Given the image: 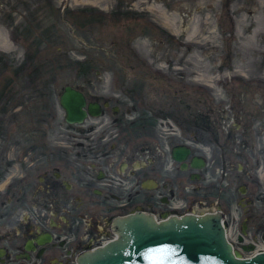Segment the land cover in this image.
<instances>
[{"label":"rangeland","instance_id":"obj_1","mask_svg":"<svg viewBox=\"0 0 264 264\" xmlns=\"http://www.w3.org/2000/svg\"><path fill=\"white\" fill-rule=\"evenodd\" d=\"M111 1L110 9L104 10L60 0H0V197L5 198L10 186L23 191L12 221L32 220L31 208L42 202L30 199L33 185L19 184L26 171L58 168L68 175L73 169L89 176L83 165L97 163L98 154L88 150L95 144L109 162L145 165L142 179L152 177L159 185L153 194L169 198V181L173 184L178 175L169 148L185 144L192 155L204 150L210 163L231 164L232 177H237L233 196L241 197L235 190L240 185L252 191L250 212L238 207L230 216L229 240L243 258L261 251L264 0ZM136 2L162 13L135 9ZM199 19L208 25L195 39ZM252 43L263 53H246L244 47ZM65 86L119 111L106 109L99 118L69 126L58 104ZM171 187L174 190L175 182ZM179 192L173 201L182 206L191 192ZM137 200L134 205L143 210L145 192L141 202ZM122 202L108 197L102 212L74 218V237L79 241L92 224L87 232L91 238L79 243L77 252L113 238L110 220ZM153 203L157 209L159 202ZM130 207L131 203L124 213L134 208ZM209 209L199 204L188 208L195 214ZM45 219L59 221L50 212ZM242 224L246 234L238 243Z\"/></svg>","mask_w":264,"mask_h":264},{"label":"flooded vegetation","instance_id":"obj_2","mask_svg":"<svg viewBox=\"0 0 264 264\" xmlns=\"http://www.w3.org/2000/svg\"><path fill=\"white\" fill-rule=\"evenodd\" d=\"M87 102L98 103L102 107V113L106 109H109L112 113L119 111L118 108L110 107L109 102L89 100ZM105 103L108 104L107 107H104ZM204 130L212 136L209 127L205 126ZM225 134L226 137H229L228 131ZM92 143L95 144L96 140ZM95 145L88 148V150L91 154H98L96 155V158H99L97 163L83 165L90 170L89 176H81L80 173L77 175V171L73 169H69V174L65 175L58 168L43 170L42 167H40L42 169L40 173L26 171L22 175L19 183L21 186L33 185L30 199L34 198L33 200H35L38 198L39 201L42 200L38 208L35 210L31 208L33 212H31V216L30 214L28 216L32 217V220L22 217L15 223L12 221L17 210L21 208L19 202L22 200L17 198L23 191L16 186H10L6 189L5 198L1 199L0 197V264H67L69 261H71V264H77V258L80 254L93 249L84 247L80 251H76L79 243H86L91 238L90 233L87 232L92 228V224L89 222L88 229H84L85 236L83 240L79 241L74 237V218L82 220L84 217H88L89 213L102 212L105 209L104 199L108 197L117 202L124 201L115 206L114 212L116 214L110 220V230L111 222L115 218L142 211L134 205L137 199L139 203L141 202L142 191L145 192L146 198L143 210L153 213L159 219L165 216L191 214L188 208L193 204H199L204 207H212V209L202 214L214 212L221 214L227 232L230 228L229 223L232 224L230 216L234 213V209L240 207L248 214L250 208H252L253 194L245 184L235 189L241 195L240 198L231 194L237 180L236 176L232 177L231 164L223 162L220 166H217L215 160L210 163L207 156L204 155V150L201 151V155L195 156L192 155L189 148L188 159L184 164L177 163L178 175L173 180V184L169 181V198H167L163 194L157 196L153 194L157 191L159 185L152 177L142 179L141 170L145 165L109 162V159L106 160L105 156H101V147L97 146L98 144ZM173 147L169 148L171 159ZM217 147L219 148V146ZM84 154L81 153L80 155ZM194 156L201 161L199 169L192 167L191 159ZM104 160L108 162L104 163ZM6 169L3 171L5 172ZM238 169L239 167H237ZM217 170L220 172L219 175H216ZM4 172L2 176H4ZM246 177L250 178L248 175ZM72 178L74 182L71 180ZM32 182L37 184L34 185ZM174 182L175 188L173 190L171 186L174 185ZM193 182H197L199 185L195 187ZM160 188L165 191L167 185H162ZM179 191L191 192V196H184L183 201L185 203L182 206L175 205L173 201L176 196L179 197ZM196 193H199V195ZM15 194L18 196L15 197ZM124 197L125 200L121 199ZM153 201L159 202L157 209ZM128 203H131L130 208L132 206L134 208L124 213L126 207H129ZM23 210H26V207H22ZM119 211L122 214L118 213ZM47 212H50L51 217H57L59 221L50 219L46 222L45 214ZM250 218L251 216L248 219ZM239 233L238 243L241 242V237L246 234L243 224Z\"/></svg>","mask_w":264,"mask_h":264},{"label":"water","instance_id":"obj_3","mask_svg":"<svg viewBox=\"0 0 264 264\" xmlns=\"http://www.w3.org/2000/svg\"><path fill=\"white\" fill-rule=\"evenodd\" d=\"M58 104L69 126L82 125L102 114L98 103L87 102L84 94L71 86L63 88ZM189 154L186 146L171 151L172 160L182 164ZM191 162L193 168H200L198 157ZM111 230L116 237L80 254L77 264H264V251L250 258L233 251L218 212L165 216L159 221L151 214L135 212L115 218Z\"/></svg>","mask_w":264,"mask_h":264},{"label":"bare ground","instance_id":"obj_4","mask_svg":"<svg viewBox=\"0 0 264 264\" xmlns=\"http://www.w3.org/2000/svg\"><path fill=\"white\" fill-rule=\"evenodd\" d=\"M71 2L73 5H75V6H84V5H94V6H97V7H99V8H103L104 10H109L110 8H109V6L112 4V1L111 0H60V2H63V3H67V2ZM147 3H148V0H147ZM147 3H146V5H147ZM264 3V2H263ZM146 5H144V3H142V2H136V4H134L133 5V7L135 8V9H140V10H142V11H147V12H150V13H152V14H155V15H160L162 12H159L155 7H153V6H148V7H144V6H146ZM144 7V8H143ZM261 22L262 23H264V17L262 18V20H261ZM164 24V23H163ZM165 25V24H164ZM206 25H208L205 21H203L202 19H199L198 20V22H197V26H198V29H197V32L195 31V33H194V37H195V39H199L200 38V36H199V34H200V32H201V34H202V32H203V30H204V28H205V26ZM170 27V26H169ZM214 39V38H213ZM202 42V41H201ZM200 40L199 41H197L196 42V44L197 45H199L200 43ZM254 43H252L251 45H247V47H244V51L247 53H249V54H254V53H256V54H259V53H263V51L262 50H260V49H256V48H254ZM253 64H255L256 65V63H253ZM239 73H243V71L242 70H239L238 71ZM226 236H227V238L229 239V233L227 232L226 233ZM109 242V241H108ZM107 243V242H106ZM105 243V244H106ZM262 251H264V245H263V249H261V251H257V252H262ZM256 252V253H257ZM239 254V253H238ZM255 254V253H254ZM253 254V255H254ZM239 257H241L240 256V254H239Z\"/></svg>","mask_w":264,"mask_h":264}]
</instances>
